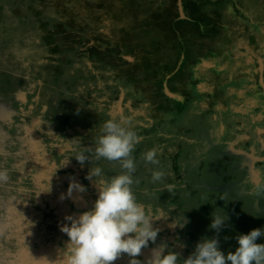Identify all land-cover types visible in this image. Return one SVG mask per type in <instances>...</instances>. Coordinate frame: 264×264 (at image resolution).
Listing matches in <instances>:
<instances>
[{"label": "rangeland", "instance_id": "374dc122", "mask_svg": "<svg viewBox=\"0 0 264 264\" xmlns=\"http://www.w3.org/2000/svg\"><path fill=\"white\" fill-rule=\"evenodd\" d=\"M120 117L140 139L133 191L158 217L141 264L161 244L186 258L202 237L234 251L236 234L264 228V195L251 194L264 181V0H0V243L12 252L0 264L21 250L58 264L60 224L98 194L89 168L119 171L71 155ZM148 148L159 166L140 159ZM72 179L84 191L69 196ZM223 211L217 233L210 214Z\"/></svg>", "mask_w": 264, "mask_h": 264}, {"label": "clouds", "instance_id": "9594fccd", "mask_svg": "<svg viewBox=\"0 0 264 264\" xmlns=\"http://www.w3.org/2000/svg\"><path fill=\"white\" fill-rule=\"evenodd\" d=\"M138 143V133L129 126L127 117L108 118L100 124L92 146H78L83 150L71 155L81 164L89 162V155L95 161L113 162L118 164L119 171L105 176L101 167L89 168L87 178L94 182L98 194L89 210L67 215V223L60 224V231L68 240L59 253L58 264H114L122 254L129 257L128 264H141L138 257L142 249L148 247L150 241L155 242L159 229L152 224L158 217L146 212L133 191V185L138 183L133 176L137 168L133 153ZM140 159L146 165H160L155 148L142 151ZM149 171L154 183L162 181L166 175L160 167ZM9 178V170L0 168V183ZM173 187L166 184L161 190L171 191ZM73 189L84 191L83 185L74 179L69 183V196ZM251 194L264 195V181L253 184ZM210 215L209 227L219 233L229 218L225 211ZM258 238H264V228L236 234L234 251L223 252L216 236L202 237L186 258L174 251H165L166 245L161 244L152 249L146 264H264V243H258Z\"/></svg>", "mask_w": 264, "mask_h": 264}, {"label": "bare ground", "instance_id": "6f19581e", "mask_svg": "<svg viewBox=\"0 0 264 264\" xmlns=\"http://www.w3.org/2000/svg\"><path fill=\"white\" fill-rule=\"evenodd\" d=\"M25 254H28V253H26L24 250H21L20 252H18V258L20 259V261L17 264H29V262H27L24 259L25 258Z\"/></svg>", "mask_w": 264, "mask_h": 264}, {"label": "water", "instance_id": "95a60500", "mask_svg": "<svg viewBox=\"0 0 264 264\" xmlns=\"http://www.w3.org/2000/svg\"><path fill=\"white\" fill-rule=\"evenodd\" d=\"M26 224L29 225V224H30L29 221L24 222V226H26ZM29 226H30V225H29ZM33 227H34V226H33ZM31 228H32V227H31ZM35 229H36V227L32 228V230H35ZM33 232H34V231H33ZM0 237H1V234H0ZM8 238H9V237L6 236V240H8ZM0 242H1V241H0ZM2 248H4V250H5L4 252H5V254H6V251H8L10 254L12 253L11 250L7 247V245H6V247H5V246H2L1 243H0V249H2ZM0 254H2V253H0ZM5 254H4V255H5ZM0 256H1V255H0ZM1 258H2V257H0V261H1Z\"/></svg>", "mask_w": 264, "mask_h": 264}, {"label": "flooded vegetation", "instance_id": "af4514ba", "mask_svg": "<svg viewBox=\"0 0 264 264\" xmlns=\"http://www.w3.org/2000/svg\"><path fill=\"white\" fill-rule=\"evenodd\" d=\"M262 147H264V143H260ZM247 161H248V167H249V170L252 171V167H253V161H254V156L253 155H249L247 156ZM253 173V172H252ZM254 175V174H253Z\"/></svg>", "mask_w": 264, "mask_h": 264}]
</instances>
